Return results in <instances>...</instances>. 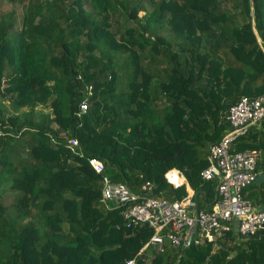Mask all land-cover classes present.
<instances>
[{
    "label": "trees",
    "instance_id": "1",
    "mask_svg": "<svg viewBox=\"0 0 264 264\" xmlns=\"http://www.w3.org/2000/svg\"><path fill=\"white\" fill-rule=\"evenodd\" d=\"M7 1L0 264H124L151 228L126 226L121 206L101 201L87 157L131 190L150 179L170 198L186 194L163 177L177 168L197 207L213 202L215 181L199 174L207 147L229 129L228 106L264 93V0ZM230 148L258 150L264 171V118ZM259 191L253 202L264 209ZM135 264H264V228L227 231L214 249L146 246Z\"/></svg>",
    "mask_w": 264,
    "mask_h": 264
},
{
    "label": "built area",
    "instance_id": "2",
    "mask_svg": "<svg viewBox=\"0 0 264 264\" xmlns=\"http://www.w3.org/2000/svg\"><path fill=\"white\" fill-rule=\"evenodd\" d=\"M85 108V102L81 101L76 115ZM225 117L230 127L216 142L208 145L206 164L199 171L201 178L215 181V198L201 207H197L193 189L186 188L185 177L177 168L166 169L163 177L172 187L184 183L186 194L180 198H170L160 191L154 193V183L150 179H144L135 190H131L125 183L112 180L104 173L100 159L87 157L90 167L101 176V201L109 207L106 200L113 199L116 206H121L126 226L131 224L151 228L148 239L136 253L124 260V264H135L138 253L146 246L157 253L166 248L185 246L184 240L189 233L188 243L210 242L214 249L224 233L234 231V226L237 235H248L264 228V209L242 194V188L251 183L258 173V150L230 148L236 136L264 118V93L239 96L235 103L228 106ZM67 144L74 148L76 138H69Z\"/></svg>",
    "mask_w": 264,
    "mask_h": 264
},
{
    "label": "rangeland",
    "instance_id": "3",
    "mask_svg": "<svg viewBox=\"0 0 264 264\" xmlns=\"http://www.w3.org/2000/svg\"><path fill=\"white\" fill-rule=\"evenodd\" d=\"M7 6H8V1L6 0L5 2V0H2V8L7 9ZM141 12L142 11L139 10L138 14L141 15L142 14ZM3 18H5V20L9 18L7 12H5ZM2 186H3V183L0 184V188H2ZM263 188H264V181H261L260 183L251 182L242 188V194L245 197L250 198L251 200H254L255 198L259 196V193H260L259 189H263ZM106 201L108 202V204L112 206H116V203L113 199H107Z\"/></svg>",
    "mask_w": 264,
    "mask_h": 264
},
{
    "label": "water",
    "instance_id": "4",
    "mask_svg": "<svg viewBox=\"0 0 264 264\" xmlns=\"http://www.w3.org/2000/svg\"><path fill=\"white\" fill-rule=\"evenodd\" d=\"M226 123L227 124H229V120L228 119H226ZM262 177H264V172H258L257 174H256V176H255V178L253 179V183L254 182H258ZM119 199H122V198H118V200ZM263 227H264V224H263ZM236 226H234V234H236L237 235V231H236ZM261 232V230H258L257 232H255V233H250V234H248V236H257L259 233ZM190 236H191V234L189 233L188 235H187V237H186V239L184 240V244L185 245H187L188 244V241H189V238H190ZM239 236H243V237H245V236H247L246 234H239Z\"/></svg>",
    "mask_w": 264,
    "mask_h": 264
},
{
    "label": "crops",
    "instance_id": "5",
    "mask_svg": "<svg viewBox=\"0 0 264 264\" xmlns=\"http://www.w3.org/2000/svg\"><path fill=\"white\" fill-rule=\"evenodd\" d=\"M260 156V154L257 156V157H259ZM257 169H258V172H264L261 168H260V166L259 167H257ZM262 178H264V177H262ZM261 178V179H262ZM186 188H190V186L188 185ZM253 201V200H252ZM256 204V203H255ZM257 206H259L260 207V205H258V204H256Z\"/></svg>",
    "mask_w": 264,
    "mask_h": 264
}]
</instances>
